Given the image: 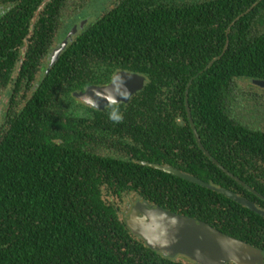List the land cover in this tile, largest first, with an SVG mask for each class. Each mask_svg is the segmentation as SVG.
Here are the masks:
<instances>
[{"label": "trees", "instance_id": "obj_1", "mask_svg": "<svg viewBox=\"0 0 264 264\" xmlns=\"http://www.w3.org/2000/svg\"><path fill=\"white\" fill-rule=\"evenodd\" d=\"M86 8L0 0V92L9 95L0 116V264H198L135 234L122 217L127 196L264 250V216L219 191L264 209L254 193L264 195V130L230 108L238 80H264V0H116L52 65ZM119 71L147 79L128 103L97 109L77 98ZM187 98L208 152L254 191L201 149Z\"/></svg>", "mask_w": 264, "mask_h": 264}, {"label": "water", "instance_id": "obj_2", "mask_svg": "<svg viewBox=\"0 0 264 264\" xmlns=\"http://www.w3.org/2000/svg\"><path fill=\"white\" fill-rule=\"evenodd\" d=\"M85 22L79 27L74 26L52 57V65L58 60L61 52L73 40V36L83 28ZM146 77L138 73L119 71L113 77L111 83L101 86H90L86 91L77 92L79 100L97 109H105L115 103H128L131 97L145 88ZM253 83L264 88V80H253ZM188 95V93H187ZM187 110L195 137L201 149L212 158L213 162L223 171L246 185L237 176H234L224 165L208 152L203 145L198 130L195 127L186 99ZM163 168L188 181L200 184L208 188H215L207 182L193 175L181 172L172 167ZM249 189L254 191L250 186ZM221 193L246 206L250 210L264 216V209L258 207L253 201L237 195L228 189L219 190ZM261 198L264 195L258 194ZM128 223L132 231L140 235L154 250L168 257H187L198 264H263L264 250L244 240L233 237L200 219L176 213L162 206H150L147 201H137L128 217Z\"/></svg>", "mask_w": 264, "mask_h": 264}, {"label": "rangeland", "instance_id": "obj_3", "mask_svg": "<svg viewBox=\"0 0 264 264\" xmlns=\"http://www.w3.org/2000/svg\"><path fill=\"white\" fill-rule=\"evenodd\" d=\"M115 1L116 0H96L95 4H90L89 7L82 11V16L87 17L85 19L82 17V22H85V24L95 22L112 3H115ZM237 85L233 93L234 96L230 101L232 116L253 128L264 130V88L254 87L255 84L253 83L252 86L247 80H238ZM7 93L8 90L0 92V116L9 100V95ZM127 197H125L122 206V217L126 219H128L133 206L137 202V198L133 196Z\"/></svg>", "mask_w": 264, "mask_h": 264}, {"label": "flooded vegetation", "instance_id": "obj_4", "mask_svg": "<svg viewBox=\"0 0 264 264\" xmlns=\"http://www.w3.org/2000/svg\"><path fill=\"white\" fill-rule=\"evenodd\" d=\"M66 2H69V4H77L80 7H89L90 4H95L96 0H66ZM68 4V3H67ZM83 20H81V24ZM87 24V23H86ZM191 123V122H190ZM194 132V131H193ZM200 146V145H199ZM150 204V203H149ZM151 206V205H150ZM230 264V263H229Z\"/></svg>", "mask_w": 264, "mask_h": 264}]
</instances>
